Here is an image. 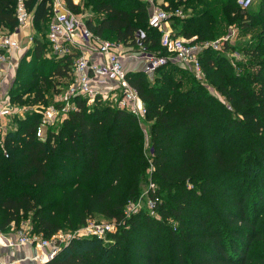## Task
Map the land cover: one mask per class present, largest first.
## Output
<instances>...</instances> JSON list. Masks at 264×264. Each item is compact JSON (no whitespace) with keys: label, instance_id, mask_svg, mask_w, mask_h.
<instances>
[{"label":"trees","instance_id":"obj_1","mask_svg":"<svg viewBox=\"0 0 264 264\" xmlns=\"http://www.w3.org/2000/svg\"><path fill=\"white\" fill-rule=\"evenodd\" d=\"M63 1L70 11L84 13L79 3ZM165 1L167 6H161L167 10L191 9L186 17L172 15L168 21L175 36H196L198 41L215 38L245 10L241 27L260 26V30L253 46L240 51L257 59L258 69L235 72L227 53L240 52L228 44L222 51H201L205 81L222 99L197 79L184 87L185 78L176 74L191 72L177 64L159 66L152 78L143 71L128 72L146 108L144 122L150 124L149 159L142 155L137 118L101 106L99 98L90 106L85 98H76L78 110L69 112L56 129L49 128L45 141L35 136L40 113L15 116V128L5 137L9 156L0 149L2 232L27 218L32 232L46 238L56 235L73 216L77 227L84 226L93 212L119 221L122 202L112 198L119 194L115 192L123 173L132 171L125 188L130 198L150 163L164 190L155 208L159 219L133 215L125 220L127 228L107 235L106 244L95 237L73 240L45 264H264V0H255L247 9L238 7L236 0ZM23 2L34 27L48 26L52 0ZM83 2L93 14L84 19L93 34L133 46L134 34L141 29L147 51L164 54L161 33L148 24V2ZM17 3L0 0V28L15 31ZM32 43L18 63L8 94L14 104L47 106L49 92L59 84L54 76L71 80V66L80 53L72 50L47 57L51 50L47 37L36 36ZM43 81L51 85L47 92ZM57 192L62 195L56 200ZM168 218L177 229L168 232L169 248L161 252L151 236ZM136 230L142 237L131 248L130 235L136 237Z\"/></svg>","mask_w":264,"mask_h":264},{"label":"built area","instance_id":"obj_2","mask_svg":"<svg viewBox=\"0 0 264 264\" xmlns=\"http://www.w3.org/2000/svg\"><path fill=\"white\" fill-rule=\"evenodd\" d=\"M149 3L148 24L150 27L157 29L160 35V46L164 54L150 53L147 51L143 41L146 34L139 29L134 34V41L142 50L140 54L145 58L142 71L147 75H153L154 71L167 63L177 64L183 69H188L191 74L205 85V74L199 61V54L205 49L222 51L228 37H223L215 41H198L196 36L185 38L175 36L172 29L166 24L169 22L170 16L180 18L186 17L188 14L181 7L175 9H165L161 5L167 6L165 0H144ZM255 0H236L238 7L247 9ZM50 19L46 37L49 41L50 48L57 56H62L71 51L72 47H76L75 33L78 31L85 43V49L90 55L81 54L73 62L71 66V80L65 89L59 90L54 101L47 106L40 105H18L10 100L7 92L0 98V149L4 157H8L9 153L5 146L7 121L15 116L24 118L25 114L34 111L41 114V119L35 130V136L40 141H45L46 133L49 128L56 129L63 120L68 116L69 112L78 110L75 99L83 97L86 105L90 106L94 103L98 96L103 99L109 98L113 102V107L125 110L134 115L138 121L145 118L146 108L136 91L127 78V71L122 64V57L126 53L124 44L103 39L93 34L84 23L85 13H74L70 11L63 0H52ZM31 14L26 10L23 0H18L16 6L17 27L27 25ZM33 42V38L29 36L27 45ZM23 48L21 43L13 40L11 35L4 32L0 28V64L7 62V55L10 49ZM96 55L97 59L92 58ZM227 56L233 67L241 58L237 51L229 50ZM8 70L15 71V66L9 62ZM5 77V75H4ZM97 78L100 83H113L111 91L101 92L92 85V79ZM152 169V166H151ZM149 201L153 210L156 211L158 203L157 196L151 193ZM119 221L114 219L108 223H88L79 230L78 236H93L96 238H105L108 233L117 231L122 227L126 220V211ZM134 213V212H133ZM132 214V213H131ZM129 218V217H128ZM127 218V219H128ZM24 223V224H23ZM20 226L12 232L6 233L0 231V245L13 250L24 245H33L41 249H47L40 256H34L33 259L39 260V264H44L55 257L60 250V245L68 242L72 237L67 238L60 231L51 238L43 237L41 234L32 232V227H27L26 221L19 224ZM15 227L12 224L11 227ZM81 234V235H80ZM69 244V243H67ZM0 264H19L18 260L0 262Z\"/></svg>","mask_w":264,"mask_h":264},{"label":"rangeland","instance_id":"obj_3","mask_svg":"<svg viewBox=\"0 0 264 264\" xmlns=\"http://www.w3.org/2000/svg\"><path fill=\"white\" fill-rule=\"evenodd\" d=\"M80 5H81V10L84 11L85 13V17H89L90 15H93L91 13V8L89 6L84 7V2L83 0H76ZM240 10V9H239ZM185 12L188 14L191 12V9H185ZM243 18H245V10H240L239 11V16L236 17V20L234 22H232L231 24L228 25H224L219 32V35L216 36L215 38L209 39L208 41H215L217 39L223 38V37H228L229 40L226 42L225 45H230L231 47H236V49H238V51L240 52L239 55L241 56V58H239V60L235 63L237 67H234L235 72L240 73V71L244 72L246 70H250L251 73H255L258 69L257 65H256V61L257 59L254 58H247L240 50L244 49V47H251L253 46L252 42L254 41V36L256 35V33L260 30V26H255L252 27L250 29H245L244 27H241V25L239 24V21H241ZM30 29H29V35L28 37L25 36L23 38V41H21V45L22 47H27V40L29 39V36H31L34 40V38L36 36H41L43 37V39H46V32L48 30V26L47 25H40L39 27H34L32 21H30ZM4 32L12 35L14 33V31H8L7 29H3ZM15 31H17V29H15ZM33 44V43H31ZM30 44V45H31ZM133 49L136 50L134 51V53L140 54V52L142 51L139 46L137 44L133 45ZM229 58V57H228ZM230 60V59H229ZM230 63V61H229ZM32 64V63H31ZM33 65V64H32ZM183 76V78H185L184 80V87H186L189 82L194 81L195 82V77L190 74L187 73L185 74H181V73H177L176 76ZM151 78L153 77V75L150 76ZM42 85V89L47 92V89L50 88V84L46 83V81L41 82ZM254 87H258L259 85H253ZM205 87L206 89L212 93L213 95H216L217 97H219V94L217 92H215L212 87L205 81ZM50 90V89H49ZM25 97V96H24ZM100 99V101L98 102L101 106H105V105H109L111 107H113V102H111L109 100V98L107 99H103L102 97L98 96L96 98ZM220 98V97H219ZM222 99V98H220ZM95 100V101H96ZM94 101V103H95ZM93 103V104H94ZM92 104V105H93ZM26 106H28L29 104H24ZM20 118V117H18ZM139 123V128L143 134V140H142V146H141V150H142V155L144 157H147L148 159L150 158V146H149V129H150V124L148 122H144V119L141 121H138ZM15 128V119L8 120L7 121V126L5 128L6 132L8 133V131H10V129H14ZM150 163V160L149 162ZM149 165V164H148ZM129 165H127L126 167H128ZM153 169H151V163L148 166L147 169H144V171L141 173L139 179V183H138V187L136 190V193L130 197L127 198L125 196V188L127 186V183L132 181V171L129 169L127 171H125L124 174V179H121V182L119 183V186L116 189V193L119 192L118 195H115L112 198V201H116L118 200V202H122V211H126L127 213V217L126 219L129 217L131 218L133 215H141V216H151L153 218L159 219V214L157 213V211L153 210L149 201V197L151 195V193L155 194L157 196V200L158 201H162V196L163 192L162 190H160V187L157 183V181L155 180L153 173H152ZM159 190V193H158ZM62 195V192H57L54 193L53 195V199H59ZM134 212V213H133ZM132 213V214H131ZM128 218V219H129ZM127 219V220H128ZM114 219L113 218H107L106 216H104L102 213L100 212H93L91 213V215H87L86 216V225L88 223H108V222H113ZM23 222V221H22ZM21 222V223H22ZM27 227L31 226L30 225V219L27 218L26 219ZM78 219L76 217H70L68 219V222L66 223V225L63 227L62 230H60V233L63 235H66L67 238L72 237V239L68 242H64L60 245V247H65L73 240H78V239H82L84 237H93V236H78L79 230L82 229L84 226H78L77 227V223H78ZM24 224V223H23ZM128 222H125L123 224L122 227L127 228L128 227ZM85 225V226H86ZM20 225H16L15 227H10L9 232L15 231ZM122 227H119L122 228ZM177 229V225L174 221H172L171 218H168V220L166 222H164V224H161V228L160 231L156 232L154 230L153 236H151L153 238V241L157 247V249H162L161 252L167 251L169 248V243H168V232L170 230H176ZM140 230H136L135 234L136 237H131L130 235V242H129V246L131 248H133L134 246H137L138 243H140V238L142 237L141 234L139 233ZM6 232V233H9ZM116 231H114L113 233H115ZM109 234V233H108ZM107 234V235H108ZM107 235L105 238H101L103 244H106L105 241H107ZM96 238V237H95ZM99 239V238H97ZM47 251V250H46ZM45 251V252H46ZM169 253H167L168 255ZM45 264V263H44Z\"/></svg>","mask_w":264,"mask_h":264},{"label":"crops","instance_id":"obj_4","mask_svg":"<svg viewBox=\"0 0 264 264\" xmlns=\"http://www.w3.org/2000/svg\"><path fill=\"white\" fill-rule=\"evenodd\" d=\"M75 3H78L76 0H73ZM30 21H32V18L28 20V23L26 26L17 27V31H14V33L11 35L12 39L17 41V43H21L23 41V38L25 36L28 37L29 35V29L30 27ZM168 28H171L170 23L168 22L166 24ZM172 29V28H171ZM26 38V37H25ZM24 38V39H25ZM75 43L76 47H72V50L78 51L81 54L90 55L88 51L85 49V43L83 39L81 38L80 33L77 31L75 33ZM33 44H28L27 47L23 48H13L10 49L8 52H6L7 55V62H3L0 64V98L9 91L10 87L12 86L14 82V77L16 73V69L18 67V63L20 59L25 55L26 51L32 47ZM124 51L126 52L124 56L122 57V64L124 66V69L128 72H137L142 71V68L145 63V58L141 55H138L137 53H134L133 46L131 45H124ZM51 54H53L52 50L48 52L46 55L47 57H50ZM96 55H93L92 58L97 59ZM77 58V57H76ZM75 58V59H76ZM30 56L26 57V60H29ZM11 62L16 68L15 71L8 70V63ZM5 75V77H4ZM55 80L58 85H55L56 91L52 92V90L49 92V95L51 94V103L54 101L55 94L62 89L67 83L70 82V78H64V77H56L54 76ZM92 85L100 90L103 93L110 92L113 83H100L97 78L92 79ZM67 87V86H66ZM48 94L46 96H49ZM47 249H41L39 247L33 246V245H24L17 247L13 250H9L8 248H5L4 246L0 245V262H8L13 260H18L19 264H39V260L33 259L34 256H40L43 252H45Z\"/></svg>","mask_w":264,"mask_h":264}]
</instances>
